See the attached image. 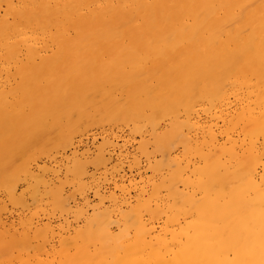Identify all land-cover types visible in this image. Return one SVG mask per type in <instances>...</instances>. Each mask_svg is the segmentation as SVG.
Instances as JSON below:
<instances>
[{
	"label": "bare ground",
	"instance_id": "bare-ground-1",
	"mask_svg": "<svg viewBox=\"0 0 264 264\" xmlns=\"http://www.w3.org/2000/svg\"><path fill=\"white\" fill-rule=\"evenodd\" d=\"M2 74L18 83L0 89V173L6 158L12 162L34 141L57 142L82 118L104 111L112 113L107 118L136 113L143 120L149 113L151 124L159 123L158 113L167 115L163 132L169 137L154 136L153 149L164 159L170 145L182 143L200 163L182 167L168 160L174 167H165L169 173L158 186L152 182L171 196L149 210V219L164 216L160 230L148 227L142 215L134 225L130 208L122 219L130 216L133 223L117 227V234L103 227L110 211L99 213L105 219L93 213L89 225L83 221L74 233L81 242L88 232L87 242L98 244L87 248L69 235L73 246L62 236L61 245L73 249L53 247L52 254L50 247L52 255L60 251L57 261L41 247L46 230L41 237L32 232L44 239L30 252L36 237L29 230L14 234L17 226L11 233L2 225L0 264H264V0H0ZM124 79L136 88L130 84L115 96ZM198 109L222 124L200 123L194 140L187 133L200 127L193 119ZM15 163L27 172L26 164ZM146 201L141 206L147 210L153 201ZM98 218L107 220L97 225ZM129 225L132 237L125 233Z\"/></svg>",
	"mask_w": 264,
	"mask_h": 264
},
{
	"label": "rangeland",
	"instance_id": "rangeland-1",
	"mask_svg": "<svg viewBox=\"0 0 264 264\" xmlns=\"http://www.w3.org/2000/svg\"><path fill=\"white\" fill-rule=\"evenodd\" d=\"M82 73L87 74L86 75L87 77L89 75L88 72L87 73L82 72ZM1 76H0L1 79L0 89L1 88L8 89L9 87H11L10 85L14 86L18 83L17 78L6 77L5 74H2ZM86 76L83 77L87 78ZM6 78L7 80L9 79L8 80L9 82L6 80ZM124 80L125 82L127 81V79ZM124 80H121L120 82L123 81L124 83ZM69 82L70 80L67 81V83ZM123 83H121V85H119L117 89L114 88L116 90V93L114 90L115 96L118 95L119 91L120 93H122L125 87L129 86L130 88H132V86L135 85L133 81H129V80L128 82H126L127 85L126 83L124 84ZM64 84L65 83H63V85ZM61 85L62 83H60L59 86L60 88L63 87V86L61 87ZM134 87L135 86H133V88ZM103 113L105 114L104 116L98 113H95L94 116L91 114L93 117L91 116L92 117L91 120L87 119L86 120L87 122H84L85 119L82 118L79 124L78 123L76 124V129L74 128V130H72L69 134H67L68 136L67 135L65 136L63 133V135L60 136L61 138L60 137L57 138L58 143L54 142L55 139L52 140L53 142L44 141L46 143H44L42 140V143L44 144L42 145L39 144L41 143V141L36 140L33 142V144L26 147L28 150L25 148V150L22 151V153L19 154L18 156H16L17 154L14 155L13 153L14 155L13 158H10L12 162H9V158H6L8 160H4L9 165L4 162L5 165L3 164V166L6 172L1 171L0 173V174L3 173V175L0 177V221H1L0 229H2V225L4 227L7 226L6 228L8 229H6V231L8 232L11 231L12 233L14 232V230H12L13 227L17 226L15 230L17 232H14V234H19L20 233L19 230H23V231L29 230L27 233L30 235V237L31 236L34 237L37 232H40V230L41 231L46 230L45 232L42 231L43 233L40 232L37 234V235L40 234L39 235L40 237H41V233L45 234L46 243L42 244L43 241L42 239H44V237L40 238L37 237L36 235L35 236L36 238L34 237L35 240L31 239L32 247L29 248L30 252H32V250H34L32 248L33 247L35 248L36 246V244L34 245V243L38 242V245L42 244L41 247L44 248L45 253H46V249L47 252L50 250L49 254H46V256L48 255L50 259L52 256H54V259H57L58 261L59 260L58 258H60V253H59L60 251H58L57 254L52 255L53 253L57 252V251L54 252L53 247H58V248L59 246L61 247L62 246L61 244L64 243L66 240L64 242L61 241L64 238H67V240H69L68 237L69 235H71L70 238L72 237V239L75 241V238L78 235L77 232H79V230L77 229L82 228V227L81 228L78 227L79 226H83V228L85 227V225H83V221H85L86 226H88L90 221L92 220V217L90 215H92L93 213L101 214L106 210H108V213L110 211L109 214L111 215V217L109 216L108 213L106 214L111 218V219L107 218L109 219L108 221H110L108 222L110 223V225L108 226V223L105 222L107 219L106 220L100 219L103 216V215L101 216L100 214L98 215V217H100L98 218L100 222L97 223V225L98 224L101 225L102 222L103 223L105 222L104 225L107 224V226H103V227L104 228L107 227V229L110 232L113 230L112 232L116 231L117 233L119 230H121V228L120 229L117 228V227H121L120 225H123L124 227L125 225L128 226L127 222L128 220H131L129 219L130 216L128 219L125 218L127 220H125L124 222V220L122 219V215L126 217V215H128L127 213H129V211L131 210L130 208H132L133 210V211L131 210L132 212L135 211L133 214L130 213L131 218L133 217V215L136 218V219L133 218L134 225L136 220L140 217V215H142L143 218L141 216V218L139 219L141 220L144 219L145 221L144 223H146L148 227H152V228L154 227L153 229L155 231H157V229L160 230L161 227L160 224L163 225L162 221H164L163 219L164 216L162 215L163 216L162 217L161 215L159 216L152 215V218L149 219L148 217L151 216L149 210H151L153 207H156V205L159 204V202L161 204L162 199H164V201L163 200L162 201L165 202L166 197L168 196L167 199H170L171 196H169L170 193L167 192V189L165 187H164L165 189H163L160 188L161 185H159V187H155L154 185L152 186V182L155 185L158 183L160 184L162 181V180L160 181L161 177H163L164 175L167 176V173H169L170 168L174 167L173 164L174 162L171 163L173 165L169 163L171 159H175V161L179 165L186 164L190 160L193 161V163H196V161L198 160L197 162L200 163V159H198V155L193 154V156L191 157L190 156V154H192L191 150L189 149L190 154H188L189 152L188 153L186 152L188 151L187 148L184 147L182 143H174L172 144V146L170 145V147L168 148V153L166 152V150L164 151L165 152L164 159L161 158L163 156V154L161 153L162 150L158 152L159 148L158 150H155V148L153 149V147L156 146V145L153 146L154 136H156L155 139L157 138V140H161V141L163 140L164 142L165 139L169 137L167 136V134H164L166 132H163V131H167V128L165 127H169L168 126L169 124L166 125L167 123H169L166 122L169 121V117L167 115H165L166 117L163 118L162 115L164 114L158 113L159 116L161 115L160 118L159 116H157V113H154L156 114L155 116H157V118L159 119V123L157 121L156 123L152 122L153 124H151V121H149L150 124H148L149 122L146 123V121H148L147 118H150L148 116L149 113L148 115L146 114L147 118L145 120H143V117L141 115H139L138 117L136 113H134L136 116H134V114L124 113L125 115L128 114L126 115V117L128 116L127 118L125 116L122 117L123 113H118V115L117 113H115L114 117L112 115V118L106 117L109 112L104 111ZM145 113L143 112V114ZM110 114L108 116H111ZM131 115H133L134 118H137L139 121H141L140 120L141 118L142 119L141 122L143 123L144 121L143 123L144 125H141V123L137 120V122L136 121L135 122L140 123V126H138L139 124L137 125L135 122H133L134 119L132 118L133 116L129 118V116ZM151 115L153 116V114ZM193 115H194L193 116L194 121L196 118L198 123L197 125H199L200 127L196 125L197 130H195L196 128H194L193 130L187 133L188 137L190 136L189 137L190 139L192 138L195 140V138L199 137L198 133L201 135L200 133L201 126L204 125L205 123L206 124L211 123L212 127L214 126L217 127L222 124L220 117L214 116L213 118H211V115L209 113L204 112L201 109H198L196 113H193ZM163 128L165 129L162 130ZM193 131H196L197 134L195 135V132ZM159 133H162L165 136L162 134L158 135ZM194 135L195 136L198 135V136L195 137ZM162 137L165 138L163 139ZM155 139L154 141H156ZM168 141L169 139H167V142ZM51 143L54 146H52ZM37 144L39 145V147ZM171 156H173L174 158ZM168 157L169 159H167ZM188 157L189 160H187ZM20 158L25 162L24 164L21 163ZM161 159L163 162L161 161ZM18 161H20L19 163L20 166L26 164L25 166L28 167L27 169L30 170L29 172H32L31 173L32 176H30L28 170L27 172L29 174L27 172L26 173L24 172L26 171L25 166H23L25 167V169L23 168L24 170H21L22 168L20 169V167L18 168L15 166L16 165L15 162H17L18 165ZM159 161L162 162V163L160 162L162 166L160 164H156L157 162L159 163ZM168 163L171 166L166 165ZM12 165H14L13 166L14 168L10 170ZM156 166H158L159 168L157 167L158 168L157 169ZM165 167L168 168L169 171L168 169L166 170ZM182 167H185V165L184 166L182 165ZM163 179L166 180V177H164ZM179 183L180 181L177 182V186L178 187L180 186L179 189H181L183 186L184 189L187 188L185 185H183V183L181 184ZM156 188L158 189L157 190L158 192L152 191V189L156 190ZM183 188L181 190L185 191ZM165 191L169 194H165ZM159 193L160 195H158ZM141 194L142 196H140ZM147 194L150 195L154 194V195H152L150 198V195ZM198 194L199 193H197V196ZM162 195L164 196V198ZM146 196L147 198H145ZM152 197L153 198L157 197L155 199V202ZM141 198H143L145 201L146 199L147 200L149 199L148 201L145 202L146 204L144 203L145 205L153 201L152 204L150 203L149 206H147V210L145 208L146 206L144 207L141 206V203L144 202V200L142 202H139L142 200ZM138 199L140 200L137 201ZM136 201L139 202L138 206L136 204L137 203ZM141 207H143V209ZM140 208L141 210H139ZM95 217L96 218L94 219V221L97 222L98 221V220L96 221L97 215ZM103 219H105V217ZM148 219L151 222L148 221ZM121 220L124 223H121ZM21 221L26 222L28 225H29L28 221H30L31 225L29 229H27L26 223L23 222L24 225H21L20 224ZM87 222L89 223L87 224ZM130 222H132V220ZM6 223L9 225L12 224L10 225L12 228L9 227V225H7ZM24 226H26V228ZM33 226L34 229L37 231L33 230ZM93 226H95V223L94 224L92 223V226L90 227L89 230L93 229L94 231L95 227L93 228ZM130 226L131 225L125 228L126 230L128 228L130 229L132 228L131 230L129 229V231L127 232L125 230L126 234L131 235V236L126 235L127 237H132L134 234L132 232L134 226L131 227ZM45 227H47V229H45ZM74 228H77L75 229L77 230L76 231L77 235H75L74 233ZM104 228L101 227L100 228L101 231ZM87 231L88 230H86V232ZM32 232L35 233L34 236ZM72 232L74 234H72ZM84 233L85 232H83V234ZM87 234L88 232L86 233V236ZM100 235H102L101 232ZM86 236L83 235V237H85L84 239L85 241L83 240L79 242L82 238L80 237L81 239L79 240V238L77 237L76 239L78 240H76V242L84 243L83 246H86L85 242H87V240L89 239V238L87 239ZM90 236L92 235L88 234V237ZM60 237L62 238L61 241H60ZM72 239L69 240L68 242L70 243V245L74 246V243L73 244L71 243L73 242ZM39 241H41V243ZM89 241L92 244L87 242L89 245H91L89 246L87 244L86 246L87 248L94 247L95 245L98 244L97 242H92L91 240ZM59 242L61 243L59 244ZM44 244L46 245V247ZM70 245L67 244L66 242V244H64L61 247L63 248L61 250L63 252H66V250H68L69 252L72 251L73 247H71ZM65 246H69L71 248L69 247L65 248ZM50 247H52L53 250L52 254L50 253L52 251ZM2 256L3 255L0 254V259L2 258ZM52 261H54L55 264H57L55 260Z\"/></svg>",
	"mask_w": 264,
	"mask_h": 264
}]
</instances>
